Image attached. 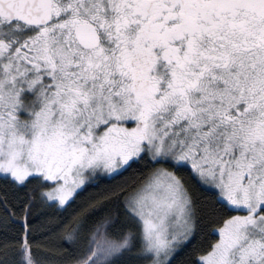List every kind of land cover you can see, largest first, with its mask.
I'll return each mask as SVG.
<instances>
[{"label":"snow or ice","instance_id":"obj_1","mask_svg":"<svg viewBox=\"0 0 264 264\" xmlns=\"http://www.w3.org/2000/svg\"><path fill=\"white\" fill-rule=\"evenodd\" d=\"M117 250L264 264V0H0V264Z\"/></svg>","mask_w":264,"mask_h":264},{"label":"trees","instance_id":"obj_2","mask_svg":"<svg viewBox=\"0 0 264 264\" xmlns=\"http://www.w3.org/2000/svg\"><path fill=\"white\" fill-rule=\"evenodd\" d=\"M123 179H126V177H120L111 182H103L100 184L99 188H91L87 192L83 193V196L84 197L96 196L97 194L101 193L105 188H110L112 185L120 183ZM82 222H83L82 213H76L71 215L69 219L61 226V228L58 229L56 232H54L51 237L52 241L56 243L55 248L49 249L46 244L41 243V241L43 239H46V237H41L38 233L36 234L37 243L34 244L33 247L35 248L38 244L41 250L46 252H53L56 256H59L61 247L66 246L64 242L68 241L69 237H72L73 239L81 240V242L86 246L89 240L94 237L95 228L98 226L99 222L97 224L85 222V226L83 227H82ZM212 227H217V226L209 225L205 229L204 233H202L201 236L198 237L197 240L193 242V246H198L200 240H202L205 236H207L209 240L216 238L209 234L211 232ZM118 254L119 251L114 255H107V256L104 255L103 253H100V255H97L96 259L93 261V264H112L114 257ZM64 264H84V261L81 260L80 257H77L75 261H65Z\"/></svg>","mask_w":264,"mask_h":264},{"label":"rangeland","instance_id":"obj_3","mask_svg":"<svg viewBox=\"0 0 264 264\" xmlns=\"http://www.w3.org/2000/svg\"><path fill=\"white\" fill-rule=\"evenodd\" d=\"M118 252V250L117 251H115V252H113V253H111V255H114L115 253H117ZM104 254V253H103ZM100 255V254H99ZM105 255V254H104ZM103 256V255H102ZM107 256V255H106ZM104 257V256H103Z\"/></svg>","mask_w":264,"mask_h":264}]
</instances>
